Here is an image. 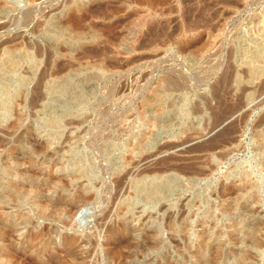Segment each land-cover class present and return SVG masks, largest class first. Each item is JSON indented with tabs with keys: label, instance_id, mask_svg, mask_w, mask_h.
<instances>
[{
	"label": "rangeland",
	"instance_id": "rangeland-1",
	"mask_svg": "<svg viewBox=\"0 0 264 264\" xmlns=\"http://www.w3.org/2000/svg\"><path fill=\"white\" fill-rule=\"evenodd\" d=\"M0 27V264H264V0H0Z\"/></svg>",
	"mask_w": 264,
	"mask_h": 264
},
{
	"label": "bare ground",
	"instance_id": "bare-ground-1",
	"mask_svg": "<svg viewBox=\"0 0 264 264\" xmlns=\"http://www.w3.org/2000/svg\"><path fill=\"white\" fill-rule=\"evenodd\" d=\"M140 1H142V2H146V1H148V0H140ZM32 14L31 13H28L27 15H26V17H30ZM0 29H1V27H0ZM14 53H16V51H13ZM14 55H16V54H14ZM224 143V142H223ZM197 170V169H196Z\"/></svg>",
	"mask_w": 264,
	"mask_h": 264
}]
</instances>
